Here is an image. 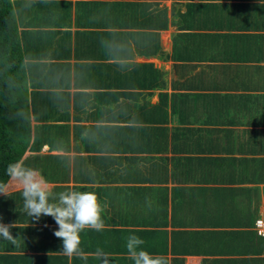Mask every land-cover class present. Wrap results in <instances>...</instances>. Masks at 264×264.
<instances>
[{
    "label": "crops",
    "instance_id": "1",
    "mask_svg": "<svg viewBox=\"0 0 264 264\" xmlns=\"http://www.w3.org/2000/svg\"><path fill=\"white\" fill-rule=\"evenodd\" d=\"M10 3L29 112L20 160L54 193L106 205L82 249L133 264L137 235L170 264H264V0ZM0 223L18 237L0 238V264H100L65 256L54 219L32 221L19 191L0 194Z\"/></svg>",
    "mask_w": 264,
    "mask_h": 264
},
{
    "label": "clouds",
    "instance_id": "2",
    "mask_svg": "<svg viewBox=\"0 0 264 264\" xmlns=\"http://www.w3.org/2000/svg\"><path fill=\"white\" fill-rule=\"evenodd\" d=\"M103 43V42H102ZM111 50V46H109ZM118 68H123L118 65ZM82 137L91 140V133ZM8 179L0 181V194L11 197V193L19 191L23 201V210L32 221L38 222L42 216H50L58 225L54 235L61 239L62 252L67 257H77L87 261L89 256L100 261V264H111L110 254L102 248L86 253L82 247V233L86 230L103 231V215L106 205L101 202L94 191L65 190L54 193L48 180L36 168L27 166L23 160L8 164ZM16 224L0 223V238L15 244L11 229ZM145 241L137 236L126 238V250L133 264H170L164 255H153L142 246Z\"/></svg>",
    "mask_w": 264,
    "mask_h": 264
},
{
    "label": "trees",
    "instance_id": "3",
    "mask_svg": "<svg viewBox=\"0 0 264 264\" xmlns=\"http://www.w3.org/2000/svg\"><path fill=\"white\" fill-rule=\"evenodd\" d=\"M10 4L0 0V181L7 180L8 164L20 160L29 144L26 79Z\"/></svg>",
    "mask_w": 264,
    "mask_h": 264
},
{
    "label": "built area",
    "instance_id": "4",
    "mask_svg": "<svg viewBox=\"0 0 264 264\" xmlns=\"http://www.w3.org/2000/svg\"><path fill=\"white\" fill-rule=\"evenodd\" d=\"M254 229L258 235H264V205L260 209L259 216L254 220Z\"/></svg>",
    "mask_w": 264,
    "mask_h": 264
}]
</instances>
